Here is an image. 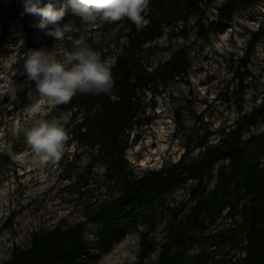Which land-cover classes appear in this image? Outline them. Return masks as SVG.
Wrapping results in <instances>:
<instances>
[{
    "label": "rangeland",
    "instance_id": "obj_1",
    "mask_svg": "<svg viewBox=\"0 0 264 264\" xmlns=\"http://www.w3.org/2000/svg\"><path fill=\"white\" fill-rule=\"evenodd\" d=\"M52 1L57 10L65 2ZM225 1L211 0L206 9L203 22L206 25L218 23L208 39L198 37L195 27L197 18L193 17L188 22V39L171 35V32L178 34L183 29V23L178 21L168 28L163 37L145 45L144 62L149 69L160 67L177 50L185 47L190 70L186 77L175 76L161 86L155 95L146 90L145 115L131 133L126 152L134 177L178 162L188 144L193 149L189 159H197L201 150L197 145L206 128L213 132L209 142L216 144L223 130L232 129L238 119L258 108L264 100V36L257 44L248 66V87L242 110L232 95L237 84L235 76L239 61L246 54L252 34L264 29V0L239 10L231 22L220 23L218 9ZM70 21L74 22L76 28L83 27L81 18L69 6L59 23L63 26ZM41 23L47 21L41 19L31 43L20 28H15L9 44L0 53V84L11 79L16 87L15 100L7 94L0 96V154L9 148L17 149L15 155H24L26 161L22 165L12 157L11 163L0 170V264L12 260L16 247L29 248L34 234L53 228L67 230L85 224L84 239L93 241L97 227L87 223V207L117 195V191L110 186L103 163H96L88 173L87 167L95 153L86 146L77 145L69 132L66 152L60 161L44 168L31 163L32 155L25 143L22 128L33 115H43L45 118L50 111L43 99H36L35 83L28 80L23 63L26 54L37 50L52 51L62 58L64 51L73 50V42L83 33L85 43L108 61L112 68L126 41L124 37L120 39V35L126 32L127 19L115 24L98 22L87 31H74L71 39L66 38L58 43L55 38L45 34L47 28L53 25L47 24V28H41ZM34 99L36 101L33 103ZM67 116L69 121L70 114ZM262 132L264 120L251 127L246 136ZM221 163L222 160L217 162L214 174ZM258 163L264 168V157H260ZM195 184L194 180H189L157 204L156 214L163 218L153 235L160 246L148 264L157 260L171 216L185 208L178 220L187 219L194 204L190 198ZM215 184L214 177L208 183V188L212 189ZM246 202L245 199L239 202V213L235 220L227 215L226 210L218 220H208L207 227L191 231V240L197 242L188 253L191 263L197 262L198 256L206 255L207 258L200 264H231L245 255L244 243L234 244L226 240L241 221V209ZM138 227L145 230L147 219L140 218ZM239 236L245 239V234ZM93 252L94 257L87 264H139L140 238L136 231L130 229L109 248H97Z\"/></svg>",
    "mask_w": 264,
    "mask_h": 264
},
{
    "label": "trees",
    "instance_id": "obj_2",
    "mask_svg": "<svg viewBox=\"0 0 264 264\" xmlns=\"http://www.w3.org/2000/svg\"><path fill=\"white\" fill-rule=\"evenodd\" d=\"M262 1L226 0L218 9L219 22L229 23L236 12ZM47 3L53 1L40 0L41 7ZM210 4L211 0H150L149 11L145 14L147 25L137 30L127 20L126 32L120 35V39L124 37L126 41L111 68L114 78L111 94L78 93L70 104L56 107L45 117L70 114L66 130L77 145L86 146L95 153L87 167L88 173L96 163H103L110 186L117 195L87 207V223L97 227L93 241L84 239L85 224L67 230L53 228L34 234L29 248L16 247L12 260L5 264H87L94 257L95 249L109 248L130 229L140 238L139 264H148L160 246L153 234L163 216L156 214V206L189 180L196 182L190 198L194 204L185 221L178 220L185 208L167 221L166 236L153 264L202 263L206 255L198 256L194 263L188 256L197 244L191 240V231L207 227L208 220H218L226 210L235 220L238 204L243 199L247 202L241 209V221L226 241L244 243L245 255L231 264H264V168L258 163L259 158L264 157V132L246 136L251 127L264 120V100L258 108L238 119L232 129L223 130L216 144L209 142L213 132L206 128L197 145L201 150L195 160L189 159L193 149L188 144L178 162L134 177L126 158L130 135L145 115L146 90L155 95L175 76L186 77L190 70L185 47L160 67L149 69L144 62L145 45L163 37L178 21L183 23V29L171 35L188 39V22L193 17L197 18L198 37L208 39L218 27V23L206 25L203 22ZM41 19L40 15L24 11V0H0V53L9 44L15 28H20L31 43ZM263 36L264 29L252 34L246 54L239 61L232 95L239 102L240 110L248 87V66ZM17 151L11 149L14 155ZM11 158L9 150L0 154V170L11 163ZM219 160L223 163L214 174ZM214 177L216 184L209 189L208 183ZM140 218L147 219L145 230L138 227ZM241 233L245 234L244 240L239 236Z\"/></svg>",
    "mask_w": 264,
    "mask_h": 264
},
{
    "label": "clouds",
    "instance_id": "obj_3",
    "mask_svg": "<svg viewBox=\"0 0 264 264\" xmlns=\"http://www.w3.org/2000/svg\"><path fill=\"white\" fill-rule=\"evenodd\" d=\"M149 2L150 0H65L57 10L53 3L41 7L40 0H24V11L42 16L47 23H41V28L52 24L53 27L47 28L45 34L55 38L58 43L66 38L71 39L74 31H87L98 22L115 24L127 19L137 30H142L147 25L145 14L149 11ZM69 6L81 18L83 27L76 28L71 21L61 26L59 22ZM23 68L28 80L35 83L38 94L36 99H43L49 111L60 105L70 104L78 93L110 95L114 86L111 64L85 43L83 33L73 42V50L64 51L62 58H58L52 51H32L26 54ZM5 94L12 100L16 99V87L11 79L0 84V96ZM29 96H32L31 92ZM67 123L66 115L51 119L33 115L26 122L22 131L33 165L44 168L62 159L70 139L65 128ZM9 155L22 165L26 162L24 155H14L10 148Z\"/></svg>",
    "mask_w": 264,
    "mask_h": 264
},
{
    "label": "bare ground",
    "instance_id": "obj_4",
    "mask_svg": "<svg viewBox=\"0 0 264 264\" xmlns=\"http://www.w3.org/2000/svg\"><path fill=\"white\" fill-rule=\"evenodd\" d=\"M160 150H161V147H160ZM149 154H151V153L149 152Z\"/></svg>",
    "mask_w": 264,
    "mask_h": 264
}]
</instances>
